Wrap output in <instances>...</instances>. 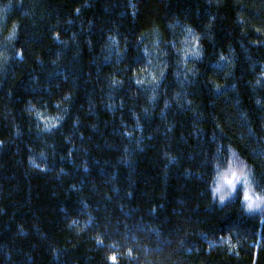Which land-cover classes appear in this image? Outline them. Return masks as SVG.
Returning <instances> with one entry per match:
<instances>
[{
	"label": "trees",
	"instance_id": "trees-1",
	"mask_svg": "<svg viewBox=\"0 0 264 264\" xmlns=\"http://www.w3.org/2000/svg\"><path fill=\"white\" fill-rule=\"evenodd\" d=\"M263 222L264 0H0V226L35 264H264Z\"/></svg>",
	"mask_w": 264,
	"mask_h": 264
},
{
	"label": "rangeland",
	"instance_id": "rangeland-1",
	"mask_svg": "<svg viewBox=\"0 0 264 264\" xmlns=\"http://www.w3.org/2000/svg\"><path fill=\"white\" fill-rule=\"evenodd\" d=\"M228 180L229 177L226 182ZM38 244L34 237L0 226V264H35ZM257 261L264 262V222L257 248ZM110 264H156V256L149 252L114 246Z\"/></svg>",
	"mask_w": 264,
	"mask_h": 264
}]
</instances>
